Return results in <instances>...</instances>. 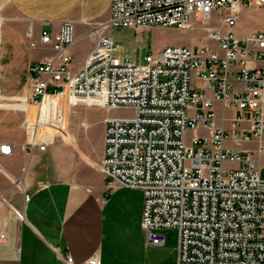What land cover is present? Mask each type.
Masks as SVG:
<instances>
[{
  "label": "built area",
  "instance_id": "obj_1",
  "mask_svg": "<svg viewBox=\"0 0 264 264\" xmlns=\"http://www.w3.org/2000/svg\"><path fill=\"white\" fill-rule=\"evenodd\" d=\"M248 4L264 0H110L107 19L87 20L94 41L79 66L70 51L76 40L70 19L56 30L41 29L39 40L51 52L28 66L21 119L27 138L21 148L29 154L45 151L60 134L66 101L130 107V114L104 118L101 154L93 164L109 187L142 190L147 245L165 244L162 228L178 230L176 264H264L262 166L252 149L227 144L258 138L255 150L264 153V29L243 36L233 31L239 7ZM215 13L225 30L205 29L218 49L168 43L137 61L116 54L113 27L187 29L194 19L208 22ZM46 96L57 99L52 118L44 114ZM216 103L233 109L228 127ZM188 129L193 134L187 144ZM14 151V143L0 140V176L17 185L19 177L3 162ZM63 260L99 264L95 254L75 262L66 252Z\"/></svg>",
  "mask_w": 264,
  "mask_h": 264
},
{
  "label": "crops",
  "instance_id": "obj_2",
  "mask_svg": "<svg viewBox=\"0 0 264 264\" xmlns=\"http://www.w3.org/2000/svg\"><path fill=\"white\" fill-rule=\"evenodd\" d=\"M109 13L110 0H0V97L9 100L18 93L28 95V66L51 52L50 46L39 40L41 29L56 30L62 21L70 19L76 39L89 35V51L94 35L87 20H105ZM31 41L36 45L31 46ZM70 50L77 54L75 45ZM83 59L75 60V65ZM51 101L47 96L46 107ZM215 107L220 108V114L226 109L233 111L223 109L220 103ZM14 117L0 111V125L4 127L0 140L15 144V151L4 159L16 164L4 165L12 176L19 177L15 185L0 176V223L5 227L0 264H66V252L75 262H84L95 254L99 264H139L147 248L141 226V189L118 186L109 190L107 178L93 164L96 160L87 157L82 148L90 141V130L71 132L67 121L60 133L62 138H55L45 153L29 154L21 148L27 132L22 131L21 120ZM92 134L102 139L103 129L97 126ZM70 143L75 147V153L69 154L70 162L80 153L87 165L75 169L65 162L68 155L63 152ZM44 157L48 165L40 163ZM40 167L46 174H40L41 181H36ZM13 207L23 216L19 217ZM175 257V252L174 256L170 253L166 264H176Z\"/></svg>",
  "mask_w": 264,
  "mask_h": 264
},
{
  "label": "rangeland",
  "instance_id": "obj_3",
  "mask_svg": "<svg viewBox=\"0 0 264 264\" xmlns=\"http://www.w3.org/2000/svg\"><path fill=\"white\" fill-rule=\"evenodd\" d=\"M237 23L233 27V31L238 36H243L248 34L252 30L255 29H264V4H248L242 5L239 7L237 11ZM93 22H101L103 20L93 19ZM207 25H216L220 28L221 31L225 30V26L223 20L220 15L215 13L212 18L206 22L196 18L193 20V24L191 27L187 29H179L177 27H163V26H151V27H113L110 30L111 36L113 40L119 45L116 54L121 57L129 58L130 60L137 61L144 57L149 52H153L157 50L158 45L168 44V43H177V44H185L189 46L194 45H204L209 44L210 46L218 49V44L216 41L211 40L206 35L205 27ZM89 42V35H83L76 39L72 45L76 47V53L73 52L74 61L77 59L82 60L86 51H88L87 43ZM71 45V46H72ZM70 46V47H71ZM71 51V50H70ZM75 63V62H74ZM81 64V63H80ZM27 96V95H26ZM26 96L23 93H18L14 95L15 99H5L0 97V111L6 110L20 121L23 117V104L25 102ZM12 104V105H11ZM57 99L52 98V101L48 104V107L44 108V114L46 117L52 118L54 115V111L56 108ZM130 107H117L112 110H108L105 107H101L98 105H86V104H69L68 101L64 103V116H63V127L59 130L60 133L64 132L66 128V123L69 121V130L71 132H75V130L83 131L90 130V141L88 144L86 143L83 148L84 153L87 154L91 160H98L100 152H101V137L98 135L92 134L97 126L101 127L104 130V118L111 114H130ZM217 114H220V108H216ZM226 117L227 119L223 121V125L225 127L229 126V117L232 114V110L226 109ZM14 117V118H15ZM218 122L220 120L218 119ZM0 125V130H4V127ZM2 128V129H1ZM24 133L27 131L23 128ZM202 132L207 133L206 130H202ZM228 132L230 130L228 129ZM193 131L188 129L185 133V141L186 143H190ZM62 138L61 135L57 134L55 138ZM27 138L24 135V139ZM264 138V136H263ZM63 140V139H62ZM54 141V140H53ZM259 142L258 138H253L249 142L243 143H235L232 141H228L227 144L231 146H236L238 148H249L253 150L254 161L257 165L262 166V172L264 175V153H257L255 148ZM63 155L66 153L68 155L67 164L76 169L77 166L87 165V159L84 155L78 153L75 154L73 163L70 162L69 154L72 152L75 153V147L70 143L65 147ZM47 150V149H46ZM45 150V151H46ZM45 151H41V153H45ZM46 155V154H45ZM72 157V158H73ZM95 161V162H96ZM3 162L12 166L15 165L16 162L12 160H5ZM44 165H48L47 157H44L40 162ZM24 165V163H22ZM70 171V170H69ZM45 169L40 167L38 169V178L36 181H41V176H44ZM75 173L76 170H75ZM67 175H70L67 172ZM49 176V175H48ZM80 176V174H79ZM107 184V180L105 181ZM118 187V186H117ZM117 187H110L109 190L113 191ZM142 192V190H141ZM143 196V193H142ZM165 234L166 242L163 246L154 247L147 245L146 251L142 254L139 260V264H166L169 262V254L172 253L174 256V252L176 253L175 263L177 261V240H178V230L175 227L162 228L160 230ZM157 256H161L160 258Z\"/></svg>",
  "mask_w": 264,
  "mask_h": 264
},
{
  "label": "bare ground",
  "instance_id": "obj_4",
  "mask_svg": "<svg viewBox=\"0 0 264 264\" xmlns=\"http://www.w3.org/2000/svg\"><path fill=\"white\" fill-rule=\"evenodd\" d=\"M46 99H47V96L45 97V99H44V103H43V106H44V108H46Z\"/></svg>",
  "mask_w": 264,
  "mask_h": 264
}]
</instances>
